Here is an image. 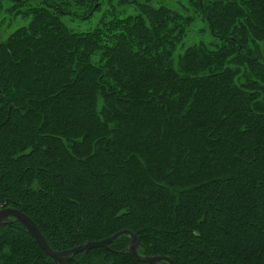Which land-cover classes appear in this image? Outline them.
I'll return each mask as SVG.
<instances>
[{"label":"trees","instance_id":"16d2710c","mask_svg":"<svg viewBox=\"0 0 264 264\" xmlns=\"http://www.w3.org/2000/svg\"><path fill=\"white\" fill-rule=\"evenodd\" d=\"M192 1L0 0V207L53 249L264 264V0ZM129 241L68 264H169ZM0 264L56 263L10 217Z\"/></svg>","mask_w":264,"mask_h":264},{"label":"water","instance_id":"95a60500","mask_svg":"<svg viewBox=\"0 0 264 264\" xmlns=\"http://www.w3.org/2000/svg\"><path fill=\"white\" fill-rule=\"evenodd\" d=\"M4 205L5 204H3V206ZM9 217H14L20 222H22L25 225L27 231L31 234V236L36 239L40 247L54 260L56 264H68V261L73 260L75 258L74 256L82 251L87 252L97 247H105L107 249H111L110 244L123 234L130 235L131 237L130 243L123 250H115V252L118 253L130 252L137 260L148 263H157L161 261H166L169 264H177L171 257L167 255H152V256L141 255L139 253V248L141 246L140 239L137 236V234L130 229H123L110 237L100 239L97 241H87L85 243L76 245L68 249L55 250L49 245L40 226L35 222V220L31 218V216H29L26 212L22 211L19 208H15L11 206L2 207L1 205L0 227L4 223H6Z\"/></svg>","mask_w":264,"mask_h":264},{"label":"rangeland","instance_id":"374dc122","mask_svg":"<svg viewBox=\"0 0 264 264\" xmlns=\"http://www.w3.org/2000/svg\"><path fill=\"white\" fill-rule=\"evenodd\" d=\"M104 1V0H103ZM143 1V0H142ZM178 1H181L182 3H185V4H189V5H192L193 4V1L190 2V0H150L151 3H154L156 4V6L158 5H161L163 3L167 4L168 6H172V7H176V8H180L179 7V2ZM110 2H113V0H110ZM115 2V1H114ZM109 4V3H108ZM104 7H108L107 4L104 5ZM101 13V12H100ZM98 13V14H100ZM2 12L0 10V18L2 16ZM97 21V19L94 18V20L92 22H85L83 25H87V26H92L94 25V22ZM205 26V24L202 22V21H196L195 24H194V27H195V30L194 31H199L201 27ZM86 27V26H85ZM202 38H207V36L201 34L200 32H198L197 35H194L192 36V40L191 41H188V43L190 42H193V41H197V40H200ZM197 244V248L199 249V251L201 252V255H205L207 254V256L209 257V253L208 251L206 250V248L204 246H202V244ZM206 256V255H205ZM75 257V256H74ZM185 259H188V255L185 254ZM189 260V259H188Z\"/></svg>","mask_w":264,"mask_h":264},{"label":"flooded vegetation","instance_id":"af4514ba","mask_svg":"<svg viewBox=\"0 0 264 264\" xmlns=\"http://www.w3.org/2000/svg\"><path fill=\"white\" fill-rule=\"evenodd\" d=\"M118 238H119V237H118ZM115 240H116V239H115ZM115 240H114V241H115ZM129 243H130V242H129ZM129 243H128V244H129ZM127 246H128V245H127ZM127 246H126V247H127ZM126 247H125V248H126ZM141 254H142V253H141ZM142 255H144V254H142ZM157 263H158V262H157Z\"/></svg>","mask_w":264,"mask_h":264}]
</instances>
